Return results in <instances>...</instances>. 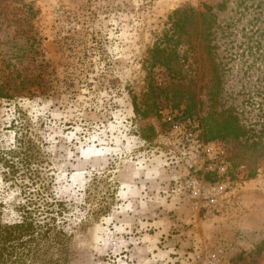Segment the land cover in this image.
Masks as SVG:
<instances>
[{"label": "rangeland", "instance_id": "obj_1", "mask_svg": "<svg viewBox=\"0 0 264 264\" xmlns=\"http://www.w3.org/2000/svg\"><path fill=\"white\" fill-rule=\"evenodd\" d=\"M204 3L222 103L257 150L203 143L169 108L135 112L151 103L148 58L170 15ZM44 71V93L0 98V152L24 140L29 154L16 186L0 167L6 221L41 179L67 206L70 264H264V0H0V79ZM210 185L211 201L193 197Z\"/></svg>", "mask_w": 264, "mask_h": 264}, {"label": "trees", "instance_id": "obj_2", "mask_svg": "<svg viewBox=\"0 0 264 264\" xmlns=\"http://www.w3.org/2000/svg\"><path fill=\"white\" fill-rule=\"evenodd\" d=\"M169 23L148 58L146 95L151 103L143 110L134 102L135 112L162 116L163 110L169 108L179 121L190 120L197 124V138L203 143L227 141L257 150L259 141L250 142V132L255 130L249 128L233 108L222 103L224 86L214 43L218 25L214 6L204 3L200 11L193 7L176 9L170 15ZM41 74L31 73L24 82L26 87L15 82L12 76L1 77L0 98H11L15 93L21 95L24 90L30 97L44 93L47 90L46 71ZM25 143L20 140L17 149L0 152L1 172L5 181L12 182L11 186H16L18 177L24 179L28 176L24 171L26 167L20 165L21 158L17 157L20 154L29 157L22 152ZM28 148H33L31 141ZM34 174L40 173L35 171ZM254 175L256 173L252 172L249 177ZM37 183L17 206L19 217L16 220L4 219L0 203V264L71 262L74 234L65 227L67 206L56 198L48 199L49 185L41 179L40 187ZM263 248L264 243L258 250Z\"/></svg>", "mask_w": 264, "mask_h": 264}, {"label": "built area", "instance_id": "obj_3", "mask_svg": "<svg viewBox=\"0 0 264 264\" xmlns=\"http://www.w3.org/2000/svg\"><path fill=\"white\" fill-rule=\"evenodd\" d=\"M193 197L202 201H211L216 195L215 188L210 186L194 187L192 189Z\"/></svg>", "mask_w": 264, "mask_h": 264}]
</instances>
